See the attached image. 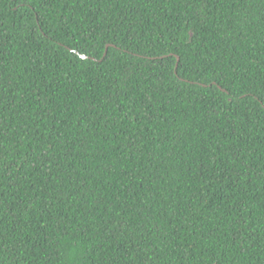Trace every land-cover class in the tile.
I'll return each instance as SVG.
<instances>
[{
    "label": "trees",
    "instance_id": "16d2710c",
    "mask_svg": "<svg viewBox=\"0 0 264 264\" xmlns=\"http://www.w3.org/2000/svg\"><path fill=\"white\" fill-rule=\"evenodd\" d=\"M0 264H264V0H0Z\"/></svg>",
    "mask_w": 264,
    "mask_h": 264
}]
</instances>
